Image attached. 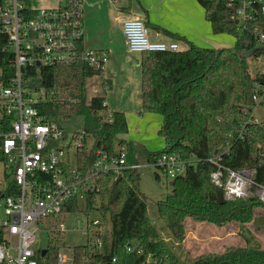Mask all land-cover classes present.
<instances>
[{"label": "trees", "instance_id": "1", "mask_svg": "<svg viewBox=\"0 0 264 264\" xmlns=\"http://www.w3.org/2000/svg\"><path fill=\"white\" fill-rule=\"evenodd\" d=\"M198 1L205 8L215 34L235 36L233 47L191 44L185 49L140 53L141 112L161 115L159 134L165 143L160 151H148V160L155 161L165 152L195 159L183 174L170 180L172 191L158 202L159 217L176 241L185 238L189 217L217 225L246 223L256 218L264 207L256 196L225 198L220 202L217 192L222 188L212 181L215 165L209 161L215 152L229 147L221 162L232 168H253L254 181L264 185V124L254 121L252 105V95L257 83H264V74L251 72V60L264 57V48L257 45L256 36L259 27L264 28V18L258 14L241 21L236 5H230L227 0ZM7 44L6 34L0 31V65L4 74L13 75L14 54L5 49ZM100 73L101 70L78 61L41 66L26 74V77L36 76L29 80L31 87L45 90L38 108L49 120L62 123L64 119L83 117L84 130L95 138L91 151L78 155L84 162L83 171L93 164L98 148L115 151L119 144L128 143L122 138L128 132L125 113L115 110L113 119L105 120L100 114L106 108L105 96L94 95L87 100L88 79ZM237 93L241 94L239 101L234 100ZM140 178V171L127 170L114 188L112 175L100 182V211L111 221L113 248L102 256L91 252L88 245H76L77 264H82L85 255L93 262L103 259L104 264H185L153 223L147 198L139 186ZM94 201L91 195L89 211ZM75 207H78L76 200ZM128 240L138 242L143 252L121 255L113 262V256ZM59 251L60 246L50 241L51 262L56 261ZM193 262L264 264V247L228 245L222 251L202 253Z\"/></svg>", "mask_w": 264, "mask_h": 264}, {"label": "built area", "instance_id": "2", "mask_svg": "<svg viewBox=\"0 0 264 264\" xmlns=\"http://www.w3.org/2000/svg\"><path fill=\"white\" fill-rule=\"evenodd\" d=\"M110 1L115 3L117 0ZM227 1L236 5L241 21L251 20L258 14L264 18V0ZM122 30L129 52L179 49L175 40L152 39L145 20L139 16L126 18ZM0 31L7 36L5 49L14 54V74L6 75L2 70L0 77V160L4 166L0 197L4 201L5 214L0 220V264H77L76 245H88L91 252L105 256L113 248V240L112 228L108 227L111 221L100 211V182L110 175L116 181L125 171H139L147 165L162 168L164 175L172 180L183 174L195 159L165 152L155 161L130 160L123 148L115 151L98 148L93 164L83 171L84 162L78 155L90 152L95 139L91 142L84 128L70 132L62 123L49 120L38 108V103L45 98V90L30 86L29 80L35 75L26 77L33 68L78 61L104 71L110 58L109 51L86 47L83 43L82 1L64 0L58 6L37 8L30 0H0ZM256 36L257 45L264 48L262 26ZM258 59L263 61L259 71L264 74V57ZM102 88L105 92L110 90L106 78ZM252 101L253 108L264 104V83H257ZM103 104L108 107L106 99ZM100 114L105 120L113 119L111 110L108 113L101 110ZM254 121L259 123L255 116ZM228 150L229 147H225L209 158L215 165L211 173L214 184L222 188L226 199L256 196L264 203V185L254 181L253 168H232L221 162L222 155ZM11 189L14 191L7 193ZM91 195L95 201L89 211L88 198ZM75 200L78 207H75ZM93 210H97L100 217L94 220L81 217V230L89 232L94 228L95 236L76 244L71 257L59 251L53 263L49 260L48 246L33 247L40 223L79 212L89 215ZM66 230V225L60 223L57 231ZM43 249H47L44 255L41 254ZM135 251L142 253L143 248L138 242L128 240L120 246L112 261L117 262L121 255ZM82 264H104V261L93 262L89 255H85Z\"/></svg>", "mask_w": 264, "mask_h": 264}, {"label": "rangeland", "instance_id": "3", "mask_svg": "<svg viewBox=\"0 0 264 264\" xmlns=\"http://www.w3.org/2000/svg\"><path fill=\"white\" fill-rule=\"evenodd\" d=\"M31 4L37 8L40 7H54L58 6L64 0H30ZM129 2V0H123ZM132 4L138 3V0H131ZM122 0L120 1V3ZM148 26V25H147ZM150 37L153 36L152 27H149ZM119 34V32H118ZM117 34V35H118ZM223 45L233 47L235 44L234 35L228 33H221ZM187 48V44L180 40L179 49ZM100 49V48H99ZM140 53L129 52L127 45L119 48L115 58H111L106 65V73L97 74L88 79L86 97L89 101L94 95H104L108 107L103 110V113H108L112 109H130L134 110L135 114L140 116L142 114L141 104V66ZM263 61L260 59L251 60V72L256 74L259 71ZM115 74L113 76V89L105 92L102 88L104 76ZM2 75V67L0 65V77ZM127 82L129 88L122 89V86ZM127 84V85H128ZM131 86V87H130ZM235 101L241 100V94L237 93L234 98ZM144 120L141 124L138 123L136 116L129 117L128 130L132 134L128 138V143L119 144L117 148H123V152L129 159L147 161L148 151H160L164 149L161 141L162 136L159 134L161 123V115L158 113L144 112ZM253 115L264 124V104L257 105L253 110ZM63 125L70 131H77L83 128L84 120L82 116H75L70 119H64ZM137 127L140 128L139 133H134ZM144 133L147 135H144ZM90 135V134H89ZM123 138V137H122ZM94 136L90 135L92 142ZM127 141V140H126ZM152 148H155L152 150ZM4 169L3 162L0 160V179L2 178V171ZM140 189L147 198V204L151 219L160 230L161 235L170 242L174 251L185 262V264H194V259L202 253L210 251H222L228 245H250L264 247V207L259 209V215L252 221L230 222L226 225H217L208 221L196 220L192 217L188 218V230L185 238L182 241H176L172 237L170 230L159 217L158 202L164 200L172 191L170 178L164 175L162 168L147 165L140 170ZM3 198L0 197V220L5 217L3 208ZM84 217L89 220H94L100 217L97 210H93L89 215L73 213L66 216V218L57 217L52 218L53 222L46 220L40 223L39 228L36 229V242L33 245L35 249L46 248L50 241L60 246V251L63 255L69 257L73 254V249L76 244L87 242L88 238L94 237L93 228L89 232L81 230L82 219ZM80 220V221H78ZM60 223H64L67 230L59 233L58 228ZM73 227H76L73 229ZM111 229V222L108 223Z\"/></svg>", "mask_w": 264, "mask_h": 264}, {"label": "crops", "instance_id": "4", "mask_svg": "<svg viewBox=\"0 0 264 264\" xmlns=\"http://www.w3.org/2000/svg\"><path fill=\"white\" fill-rule=\"evenodd\" d=\"M81 1L85 29L84 45L90 48L106 49L111 58H115L118 49L126 45L122 24L126 18L131 16L143 18L146 24L148 23L149 27L154 29L152 39L175 40L179 45L180 40H183L187 44V48L191 44L212 47L225 46L223 45L224 38L212 31L211 24L205 16V8L198 0H138L135 5L132 4L131 0L129 2L122 0L121 3V0H117L115 3L110 0ZM105 71L106 68L102 74L106 73ZM103 76L109 81L110 90L113 89V76L115 77V74L108 73ZM127 84L125 82L122 89L129 88V84ZM115 110L125 113L128 125L129 117L127 114H131L132 118L135 115L139 124L144 120V113L137 116L134 110L125 108ZM115 110L112 109L111 111ZM162 120L160 124H162ZM139 130L140 128L137 127L134 133L141 132ZM131 135L128 130L122 137L129 142L128 138H132ZM144 135L146 134L144 133ZM161 141L165 145L163 138ZM154 149L152 148V150ZM135 158L137 159V157Z\"/></svg>", "mask_w": 264, "mask_h": 264}, {"label": "water", "instance_id": "5", "mask_svg": "<svg viewBox=\"0 0 264 264\" xmlns=\"http://www.w3.org/2000/svg\"><path fill=\"white\" fill-rule=\"evenodd\" d=\"M245 55L248 56L249 54L247 53V54H245ZM121 178H122V174H120V175L118 176L117 180L115 181V184H114L113 188L116 186L117 182H118ZM170 184L172 185V184H173V181H171ZM217 193H218V197H219L220 202H224L225 197H224V195H223V191H222L221 189H219ZM46 251H47V249H43L42 252H41V254L44 255V254L46 253Z\"/></svg>", "mask_w": 264, "mask_h": 264}]
</instances>
